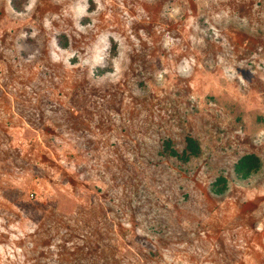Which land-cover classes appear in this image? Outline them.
Listing matches in <instances>:
<instances>
[{
	"label": "rangeland",
	"instance_id": "1",
	"mask_svg": "<svg viewBox=\"0 0 264 264\" xmlns=\"http://www.w3.org/2000/svg\"><path fill=\"white\" fill-rule=\"evenodd\" d=\"M0 264H264V0H0Z\"/></svg>",
	"mask_w": 264,
	"mask_h": 264
},
{
	"label": "trees",
	"instance_id": "2",
	"mask_svg": "<svg viewBox=\"0 0 264 264\" xmlns=\"http://www.w3.org/2000/svg\"><path fill=\"white\" fill-rule=\"evenodd\" d=\"M187 144H188V148L190 149V153H191V154L196 153V151L194 150V146H195L194 141H193L192 139H188ZM249 158H250V157H248V156L244 157V158L241 160V164L247 162V160H248Z\"/></svg>",
	"mask_w": 264,
	"mask_h": 264
}]
</instances>
